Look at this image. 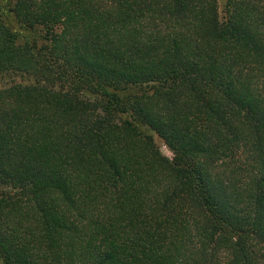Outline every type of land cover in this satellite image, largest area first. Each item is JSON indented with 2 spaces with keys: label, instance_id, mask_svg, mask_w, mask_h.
<instances>
[{
  "label": "trees",
  "instance_id": "trees-1",
  "mask_svg": "<svg viewBox=\"0 0 264 264\" xmlns=\"http://www.w3.org/2000/svg\"><path fill=\"white\" fill-rule=\"evenodd\" d=\"M0 264H264V0H0Z\"/></svg>",
  "mask_w": 264,
  "mask_h": 264
},
{
  "label": "rangeland",
  "instance_id": "rangeland-1",
  "mask_svg": "<svg viewBox=\"0 0 264 264\" xmlns=\"http://www.w3.org/2000/svg\"><path fill=\"white\" fill-rule=\"evenodd\" d=\"M220 1V4L222 5L223 1L224 0H219ZM155 141L156 143L160 146V149L161 151L167 155V156H170L171 155V151L169 150V148L164 144V142L158 137L155 135Z\"/></svg>",
  "mask_w": 264,
  "mask_h": 264
}]
</instances>
